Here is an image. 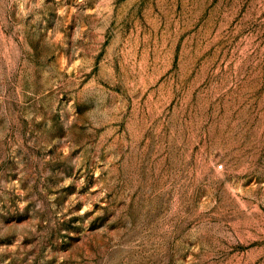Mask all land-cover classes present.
<instances>
[{"label": "rangeland", "instance_id": "obj_1", "mask_svg": "<svg viewBox=\"0 0 264 264\" xmlns=\"http://www.w3.org/2000/svg\"><path fill=\"white\" fill-rule=\"evenodd\" d=\"M0 264H264V0H0Z\"/></svg>", "mask_w": 264, "mask_h": 264}, {"label": "built area", "instance_id": "obj_2", "mask_svg": "<svg viewBox=\"0 0 264 264\" xmlns=\"http://www.w3.org/2000/svg\"><path fill=\"white\" fill-rule=\"evenodd\" d=\"M218 167L221 168V165H219Z\"/></svg>", "mask_w": 264, "mask_h": 264}]
</instances>
